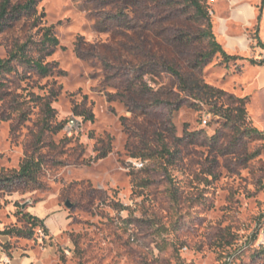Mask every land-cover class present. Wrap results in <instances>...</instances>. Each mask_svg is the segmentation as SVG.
Returning a JSON list of instances; mask_svg holds the SVG:
<instances>
[{
  "label": "rangeland",
  "instance_id": "1",
  "mask_svg": "<svg viewBox=\"0 0 264 264\" xmlns=\"http://www.w3.org/2000/svg\"><path fill=\"white\" fill-rule=\"evenodd\" d=\"M206 1L217 41L239 59L216 55L203 79L248 98L252 125L264 131V65L251 63L264 60V0ZM113 3L38 5L37 18L60 42L47 59L57 68L43 78L17 66L5 81L12 109L5 114L0 92V174L32 155L45 165L36 188L0 192V231L30 229L27 213L48 231L38 227L30 239L0 234L10 239L4 249H32L34 264H264V140L238 143L168 72L145 82L171 98L155 95L137 112L128 107L121 97L127 69L106 71L92 54L76 52L80 42L106 43L110 31H123L107 20ZM11 39L0 36V59Z\"/></svg>",
  "mask_w": 264,
  "mask_h": 264
},
{
  "label": "trees",
  "instance_id": "2",
  "mask_svg": "<svg viewBox=\"0 0 264 264\" xmlns=\"http://www.w3.org/2000/svg\"><path fill=\"white\" fill-rule=\"evenodd\" d=\"M42 0H0V36L12 35L8 42L9 53L0 59V92L3 93V110L6 114L12 109L5 91L9 75L17 72V66L31 69L40 77L52 75L57 64L47 62L60 46L53 27L43 26L37 18L38 5ZM93 0H90V2ZM107 13L109 23L120 21L123 31H110L111 39L102 44L78 43L79 57L91 55L106 70L127 69L128 79L121 87L122 100L134 112L149 104L152 97L161 95L171 98L165 87L155 92L145 82L146 76L159 77L168 72L180 83V92L204 102L222 124L237 136L239 142L263 141L264 131L253 127L247 112L248 98H238L216 89L203 79L204 68L221 55L226 62L237 61L239 57L228 55L213 33V24L206 0H113ZM22 34L16 36L15 33ZM88 57V56H87ZM253 65H264V60L254 61ZM7 92V93H5ZM9 107V108H7ZM47 112L53 113L48 104ZM11 115H8V117ZM206 118V117H205ZM87 119V118H85ZM6 120V119H5ZM210 121L208 122V124ZM207 124V125H208ZM206 126V125H205ZM45 130H54L48 123ZM56 130V128H55ZM110 146L98 157L106 158ZM163 152L169 154L166 147ZM151 154L150 156H153ZM260 155L257 151L253 157ZM146 160L148 158H142ZM44 160L35 155L29 156L19 170L0 174V192H14L34 189L44 169ZM126 208L120 209L125 211ZM28 230L11 228L0 231L1 235L30 239L38 227L48 231L44 220L27 213ZM256 238V237H255ZM264 250L258 256L261 259Z\"/></svg>",
  "mask_w": 264,
  "mask_h": 264
},
{
  "label": "crops",
  "instance_id": "3",
  "mask_svg": "<svg viewBox=\"0 0 264 264\" xmlns=\"http://www.w3.org/2000/svg\"><path fill=\"white\" fill-rule=\"evenodd\" d=\"M10 239L0 237V263L8 256L12 259L13 264H34L35 260L32 257V249L28 251H15L13 254H9L3 247V244L9 242Z\"/></svg>",
  "mask_w": 264,
  "mask_h": 264
},
{
  "label": "built area",
  "instance_id": "4",
  "mask_svg": "<svg viewBox=\"0 0 264 264\" xmlns=\"http://www.w3.org/2000/svg\"><path fill=\"white\" fill-rule=\"evenodd\" d=\"M209 121H210V116L204 119L203 124L207 125ZM263 239H264V234H263ZM0 264H13V263H12V259L7 256Z\"/></svg>",
  "mask_w": 264,
  "mask_h": 264
},
{
  "label": "water",
  "instance_id": "5",
  "mask_svg": "<svg viewBox=\"0 0 264 264\" xmlns=\"http://www.w3.org/2000/svg\"><path fill=\"white\" fill-rule=\"evenodd\" d=\"M66 207L68 208V209H73V205L69 202V201H67L66 202Z\"/></svg>",
  "mask_w": 264,
  "mask_h": 264
}]
</instances>
